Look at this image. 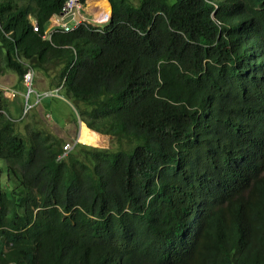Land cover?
Returning <instances> with one entry per match:
<instances>
[{
  "label": "trees",
  "instance_id": "1",
  "mask_svg": "<svg viewBox=\"0 0 264 264\" xmlns=\"http://www.w3.org/2000/svg\"><path fill=\"white\" fill-rule=\"evenodd\" d=\"M67 1L0 0V73L53 71L118 147L62 155L0 91V264H264V0H109L46 31Z\"/></svg>",
  "mask_w": 264,
  "mask_h": 264
},
{
  "label": "rangeland",
  "instance_id": "2",
  "mask_svg": "<svg viewBox=\"0 0 264 264\" xmlns=\"http://www.w3.org/2000/svg\"><path fill=\"white\" fill-rule=\"evenodd\" d=\"M166 1L169 4L173 2V0ZM78 3L81 7L82 2L78 0ZM98 8L99 6L97 5V0H85L81 9V11H83V15H81V17L93 24H103L108 20L109 16L106 17V15L102 17V15H94L98 11ZM108 15H110V8ZM98 19L100 20L97 21ZM36 80L38 84L41 83L42 85H45L47 82L46 87L52 88L53 90L55 83L53 82L49 85V78L45 75L43 76L41 73H37L36 75V72L33 81V87L35 90ZM4 88L5 87H1L0 91H4ZM12 89L15 91V95L7 102L6 107H8V112L10 113L11 118L15 120L18 131L25 132V125L28 123H34L36 127L42 129L43 131L51 132L57 135L61 139L62 145L66 141L72 143V146L77 142L107 149H115L118 147V141L114 136L110 134L97 133L86 127V121L82 116L83 109L81 104H79L80 102L67 99L62 88L58 89L57 92H53L52 96H47L48 94L41 95L39 103L47 105V107H43L42 111L38 110V104H33L35 94L34 92H30L27 99L28 103L33 104V106L24 115H22V109L25 106L26 89L19 82H17L16 86ZM37 92L42 93L41 91ZM48 115H50V118H47ZM84 128H87L89 135L86 141H81L78 136L80 131ZM123 146L126 145L124 144Z\"/></svg>",
  "mask_w": 264,
  "mask_h": 264
},
{
  "label": "built area",
  "instance_id": "3",
  "mask_svg": "<svg viewBox=\"0 0 264 264\" xmlns=\"http://www.w3.org/2000/svg\"><path fill=\"white\" fill-rule=\"evenodd\" d=\"M82 8V5L80 7V4L78 3V0H68L63 8L61 13L54 18L52 21V24L55 26L62 28L64 31H69L73 25H77L81 22L80 10ZM84 20V19H83ZM82 20V21H83ZM33 29H37V24L34 23ZM47 31V29H46ZM33 79H34V70L31 66L27 65V69L23 75L22 83L26 87V93H25V106L23 107V115L32 107V104H29L27 102V98L30 94V92H34L36 96V100L39 101V98L41 96L40 93L36 92V90L33 87ZM48 94V92L44 93ZM10 97H13L15 95V92L12 90H9ZM48 118L50 115L47 116ZM72 147L70 142H65L63 145V153L62 155H65L68 150H70Z\"/></svg>",
  "mask_w": 264,
  "mask_h": 264
},
{
  "label": "crops",
  "instance_id": "4",
  "mask_svg": "<svg viewBox=\"0 0 264 264\" xmlns=\"http://www.w3.org/2000/svg\"><path fill=\"white\" fill-rule=\"evenodd\" d=\"M54 16L53 17H51L50 18V20H49V23H48V25H47V29H52L51 28V26L53 25L52 24V21L54 20ZM49 71V76H47L48 78H49V85H51L53 82L55 83V85L53 86V90H52V88H49V87H46V85H47V82L45 83V85L43 84H38L37 83V80H36V85H35V88H36V90L37 91H41V92H44V91H48L49 92V94L47 95V96H52V94H53V92H57V84H56V81H55V79H53L54 78V76H55V74H54V72L53 71H51V70H48ZM47 71V72H48ZM37 73H41V72H39V71H37ZM37 73H36V75H37ZM15 73H13L12 71H8V70H5V71H2L1 73H0V88L1 87H5L4 88V91H2V93H3V95L6 97V98H8V101H10L11 100V97H10V95H9V90H11L12 88H14L15 86H16V83L17 82H19L22 86H24V84H22V82H21V80H19L18 78H17V76L16 75H14ZM42 74V73H41ZM45 74H43V76H44ZM25 87V86H24ZM25 89H26V87H25ZM13 90V89H12ZM41 100V99H40ZM40 100L39 101H37L36 100V96H35V100H34V105H36V104H38V110L39 111H42L43 110V107H47V105L46 104H42V103H39L40 102ZM27 101H28V99H27ZM33 104H32V106H33ZM35 107H37V106H35ZM45 114V113H44ZM40 115V114H39ZM41 118H43L42 116H40Z\"/></svg>",
  "mask_w": 264,
  "mask_h": 264
},
{
  "label": "bare ground",
  "instance_id": "5",
  "mask_svg": "<svg viewBox=\"0 0 264 264\" xmlns=\"http://www.w3.org/2000/svg\"><path fill=\"white\" fill-rule=\"evenodd\" d=\"M97 5L99 6V8H98V11L94 15H102V17H103V16H106V15L109 14L110 6H109L108 0H97ZM99 20L100 19H98L97 21H99ZM80 130H81V127H80ZM87 131H88L87 128H84V129H82V131H80L78 138L81 139V141H86V139H87V137L89 135V132H87Z\"/></svg>",
  "mask_w": 264,
  "mask_h": 264
},
{
  "label": "clouds",
  "instance_id": "6",
  "mask_svg": "<svg viewBox=\"0 0 264 264\" xmlns=\"http://www.w3.org/2000/svg\"><path fill=\"white\" fill-rule=\"evenodd\" d=\"M108 1H109V0H108ZM81 5H82V7H83V3H82ZM81 9H82V8H81ZM82 13H83V11L80 10V15H79V17L83 20V18L81 17V15H83ZM110 15H111V13H110ZM110 15H107L106 17L109 16V18H110ZM53 16H54V17H56V16L58 17V15H53ZM53 16H51V17H53ZM51 17H50V18H51ZM109 18H108V19H109ZM82 20H81V21H82ZM83 21H86L87 23L93 24V23H91V22L88 21V20H83ZM83 21H82V22H83ZM107 21H108V20H107ZM107 21H106V22H107ZM104 23H105V22H104ZM78 24H79V23H78ZM78 24H77V25H78ZM93 25H100V24H93ZM74 26H76V25H73L72 28H73ZM51 27L59 28V27L55 26L54 24H53ZM72 28H71V29H72ZM60 29H62V28H60ZM71 29H70V30H71ZM34 77H35V73H34ZM33 81H34V79H33ZM60 88H61V87L58 86V87H57V90L60 89ZM11 90H12V89H11ZM12 91H14V90H12ZM14 92H15V91H14ZM36 92H37V91H36ZM47 92H48V91H47ZM44 93H46V92L44 91V92H42V93H40V94H41V95H47V94H44ZM48 94H49V92H48ZM40 97H41V96H40ZM27 102H28V101H27ZM22 111H23V109H22ZM22 115H23V112H22ZM47 118H48V117H47ZM49 118H50V117H49ZM87 128H88V127H87ZM65 142H66V141H65ZM71 144H72V143H71ZM63 145H64V144H63ZM62 147H63V146H62ZM72 147H73V146H72ZM72 147H71V148H72ZM62 149H63V148H62ZM66 153H67V152H66Z\"/></svg>",
  "mask_w": 264,
  "mask_h": 264
},
{
  "label": "water",
  "instance_id": "7",
  "mask_svg": "<svg viewBox=\"0 0 264 264\" xmlns=\"http://www.w3.org/2000/svg\"><path fill=\"white\" fill-rule=\"evenodd\" d=\"M109 2V1H108ZM109 6H110V13H111V5H110V3H109ZM48 30V29H47Z\"/></svg>",
  "mask_w": 264,
  "mask_h": 264
}]
</instances>
